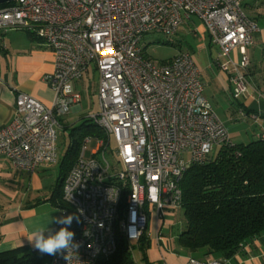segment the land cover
I'll use <instances>...</instances> for the list:
<instances>
[{"label":"built area","instance_id":"1","mask_svg":"<svg viewBox=\"0 0 264 264\" xmlns=\"http://www.w3.org/2000/svg\"><path fill=\"white\" fill-rule=\"evenodd\" d=\"M8 3L0 7V38L11 31L32 32L54 58L53 72L44 78L53 92L51 105L17 92L14 118L0 130V157L15 171L32 174L57 163L61 121L80 111L77 84L91 69L98 77L99 112L90 119L104 137L83 140L62 185L63 202L79 217L77 227L72 223L69 230L80 246L53 255L49 264H96L113 255L120 240L132 254L133 244L146 237L149 222L181 209L184 172L206 163L214 147L231 144L225 125L203 97L193 56L180 51L156 64L146 54L144 37H172L185 22L198 19L218 49L217 62L224 60L219 66L228 75L232 99L238 101L248 93L247 50L257 25L243 11L242 0ZM91 140L96 150L85 159ZM160 237L156 227L158 247ZM183 264L228 263L187 259Z\"/></svg>","mask_w":264,"mask_h":264},{"label":"crops","instance_id":"2","mask_svg":"<svg viewBox=\"0 0 264 264\" xmlns=\"http://www.w3.org/2000/svg\"><path fill=\"white\" fill-rule=\"evenodd\" d=\"M242 8L258 28V32L253 35V44L247 50L249 66L245 77L248 93L243 98L238 101L232 99L228 75L219 66L223 59H220L219 63L218 57L212 59L202 70L190 47L191 51L183 50L179 46V52L186 51L193 56L201 71L203 97L208 100L212 109V104L217 107V100L228 102L225 121L219 118L225 126L227 122H235V114H238L243 119L242 124L251 123L259 128V131L253 132L255 137L264 136V0H242ZM182 29H187L193 38H198L204 48L210 50L214 47L218 52L198 19L191 18L185 22L175 36ZM232 56L236 60L239 59L237 52H233ZM53 63L52 52L34 33L18 30L1 36L0 130L9 125L14 118L17 92L24 93L45 106L51 105L53 92L44 78L53 72ZM208 89L211 102L204 95ZM48 166L42 165L34 173L24 174L15 171L6 158L0 157V253L23 247L34 248L30 241L36 230L42 226H49L54 233L58 228V223L50 221L63 215L62 211L49 201L52 193H47L43 197L29 196L31 189H36L40 185V175ZM183 263L182 261L174 264ZM227 263L264 264V235L255 241L251 250L245 249L227 260Z\"/></svg>","mask_w":264,"mask_h":264},{"label":"trees","instance_id":"3","mask_svg":"<svg viewBox=\"0 0 264 264\" xmlns=\"http://www.w3.org/2000/svg\"><path fill=\"white\" fill-rule=\"evenodd\" d=\"M69 130L71 145L61 162L59 181L49 201L76 216L62 200L64 178L74 165L83 140L104 136L91 119ZM179 188L185 228L177 242L182 248L191 254L201 253V260H229L245 249L251 250L255 241L264 235V136L258 135L248 144L220 147L216 156L210 155L203 165L189 167ZM72 223L75 229L77 220L73 219ZM138 246L145 253L150 243L143 238ZM52 256L23 247L0 253V264H49ZM96 264L135 263L126 244L120 240L116 252Z\"/></svg>","mask_w":264,"mask_h":264},{"label":"rangeland","instance_id":"4","mask_svg":"<svg viewBox=\"0 0 264 264\" xmlns=\"http://www.w3.org/2000/svg\"><path fill=\"white\" fill-rule=\"evenodd\" d=\"M143 43L145 44L147 56L156 64L171 59L179 52V46L183 50H190V48L192 49L193 55L197 63L201 66L202 70L209 62L212 61V59H217L218 57V52L214 47L210 50L204 48L202 46V42L198 38H193L187 29H182L178 35H174L172 37L150 34L144 37ZM97 79V74L91 69L77 84L78 92L81 95L79 104L80 111L71 112L63 118L65 122L57 131V163L49 165L45 168V171L40 175V185L36 189H31L29 194L30 197H43L47 193L54 192L55 186L58 183L60 177L61 162L64 160L66 152L71 145L69 128L80 125L84 120L90 119L99 112L96 88ZM209 94L210 89L206 90L204 93L205 97L210 99L211 95ZM209 101L211 102V99ZM212 106L216 115L219 116L221 120L225 121V114L227 113V108L229 106L228 102L225 100H217V107L213 104ZM235 115L236 121L229 123L227 122L225 126L228 131L229 141L231 144L244 145L256 140L253 132L254 130L259 131V128L255 127L251 123L242 124L243 119L241 116L238 114ZM65 127L69 128L65 129ZM110 148L111 150L116 148L115 142L113 140L110 142ZM219 149V146L213 148L211 153L212 158L216 156ZM95 150L96 141L91 140L86 144L84 158L90 159ZM107 157L109 158L108 155ZM156 227L160 231V238L162 240L159 247L155 242ZM184 228L185 220L181 210H177L174 213H165L158 222L154 218L151 222H149L145 237L150 243V248L145 253H143L140 246L133 244L131 260L135 264H155L157 262L163 261L167 264H174L175 262H185L187 259L201 260V253L198 252L191 254L178 244L177 237L184 230Z\"/></svg>","mask_w":264,"mask_h":264},{"label":"clouds","instance_id":"5","mask_svg":"<svg viewBox=\"0 0 264 264\" xmlns=\"http://www.w3.org/2000/svg\"><path fill=\"white\" fill-rule=\"evenodd\" d=\"M73 219L79 221V217L74 215L53 218L50 223L55 222L64 225V227L59 228L55 233L51 232L49 226L40 227L34 232L30 241L32 246L40 253L48 255H56L65 251L68 253L69 250L75 251L80 245L75 241V233L69 230Z\"/></svg>","mask_w":264,"mask_h":264},{"label":"water","instance_id":"6","mask_svg":"<svg viewBox=\"0 0 264 264\" xmlns=\"http://www.w3.org/2000/svg\"><path fill=\"white\" fill-rule=\"evenodd\" d=\"M10 1H12V0H0V5L5 4V3H8Z\"/></svg>","mask_w":264,"mask_h":264}]
</instances>
